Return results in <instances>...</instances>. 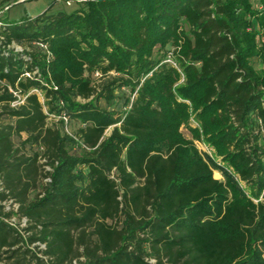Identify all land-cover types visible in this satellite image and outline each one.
Here are the masks:
<instances>
[{
	"label": "trees",
	"instance_id": "1",
	"mask_svg": "<svg viewBox=\"0 0 264 264\" xmlns=\"http://www.w3.org/2000/svg\"><path fill=\"white\" fill-rule=\"evenodd\" d=\"M75 1L4 19L0 263L264 264V0Z\"/></svg>",
	"mask_w": 264,
	"mask_h": 264
},
{
	"label": "rangeland",
	"instance_id": "2",
	"mask_svg": "<svg viewBox=\"0 0 264 264\" xmlns=\"http://www.w3.org/2000/svg\"><path fill=\"white\" fill-rule=\"evenodd\" d=\"M1 1L2 0H0V2ZM6 5L10 6V9L5 13L3 18L5 19V21H8L10 23H15V22L26 21L28 19H32L38 16L39 14L43 13L49 6H52L51 9L49 10L50 13H57L60 11L69 13L71 11H74L80 8L82 3H79V1H75V0H9L7 2L1 3L0 8H3ZM168 62H171L172 65L175 66V64L172 62L171 57L170 59L168 58ZM255 68L259 69L260 67L259 65H255ZM100 104L101 106L104 105L102 101L100 102ZM58 119H59L58 117L55 119L51 118L49 119V123H55L56 121H58ZM190 127L195 128L196 124L192 121ZM72 128L74 130L76 126L74 125L72 126ZM189 128H181V132L185 138L191 140L192 135H191ZM67 131L68 133L71 132L69 128L67 129ZM22 138H24V136ZM14 142L16 145H18L19 139H14ZM193 142H194V146L196 150L200 154H204L205 156H207L213 162L214 164L213 177L216 180L224 181L225 175L231 176V171L224 164L221 163L220 158H218L215 155L214 150L206 142H204L202 139L200 141L194 140ZM25 152L27 154H31L30 148L28 146L26 147ZM42 162L43 161L40 160L39 164H42ZM1 191H2V185L0 182V192ZM243 191L246 194H249V192L246 189H243ZM35 193H37V191L31 194V197H33ZM2 205L5 206V212H10L11 210H14L15 212V204L11 200L4 202ZM11 219H13L12 222L16 226H18V229L21 230V233L23 234L22 229L26 227V225H23V221L20 220L19 217L15 215L12 216ZM148 262L150 264H155L154 260H149ZM0 264H12V263L4 261Z\"/></svg>",
	"mask_w": 264,
	"mask_h": 264
},
{
	"label": "built area",
	"instance_id": "3",
	"mask_svg": "<svg viewBox=\"0 0 264 264\" xmlns=\"http://www.w3.org/2000/svg\"><path fill=\"white\" fill-rule=\"evenodd\" d=\"M22 2V1H21ZM10 9V6L6 5L4 6L3 8H0V49L3 50L5 52V54H9V53H12L14 55H18L20 57H23L24 56V53L27 51V49L23 46H20V45H17L16 43L12 42L11 44H8V45H3V42H4V37L1 35V31H2V28L5 26V23H4V15L5 13ZM36 72H33V74L31 73H27V72H24L23 75L21 76L22 78H32V76L35 74ZM0 86L2 87H6L8 89V92L11 93L13 95V100L10 102L9 106L10 108H18L20 106H22L24 104V101H25V96H21L20 94H18L17 92L13 91L9 85L7 84V82L5 80H1L0 79ZM32 92H35L38 96L41 97V94L39 93L38 90H33ZM62 120H64V122H66V118L63 116L61 117ZM66 132L67 129H66ZM44 162V160H42ZM42 162V163H43ZM44 171L45 172H49L50 171V168L48 166H45L44 167ZM44 183H48L50 182V179L48 177H46L44 180H43ZM12 201V200H11ZM13 202V201H12ZM14 203V202H13ZM3 204V203H2ZM15 204V212L14 210H11L13 211L14 213L17 212V209H18V205L16 203ZM15 216H17L16 214H14ZM12 215V216H14ZM11 216V218H12ZM9 218L7 220V222L11 225V226H16L12 221L13 219ZM20 220L23 221V225H26L27 224V220L25 218H19ZM18 228V226H17ZM37 245L39 246V250L43 251L45 250V245L44 244H39L37 243ZM41 259H43L45 261L46 264H50L48 263V258L44 255H42L41 253L38 255ZM73 264H76L75 262H73Z\"/></svg>",
	"mask_w": 264,
	"mask_h": 264
}]
</instances>
